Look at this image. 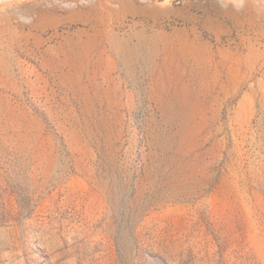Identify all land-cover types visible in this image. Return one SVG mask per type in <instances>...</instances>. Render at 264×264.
I'll return each instance as SVG.
<instances>
[{
    "label": "rangeland",
    "instance_id": "374dc122",
    "mask_svg": "<svg viewBox=\"0 0 264 264\" xmlns=\"http://www.w3.org/2000/svg\"><path fill=\"white\" fill-rule=\"evenodd\" d=\"M69 3L92 18L88 25L77 21L76 28H104L105 20H96L103 16L132 50L138 43L129 34L132 26H144L146 32L153 25L167 32L185 28L191 39L211 46L216 60L221 48L237 55L242 78L236 92L219 95L217 89L206 98L220 102L218 110L202 123L197 143L185 155L157 142L158 134L177 141L178 126L167 122L148 96L152 66L139 54L125 64L107 47L105 59L112 63L93 64V56L87 65L113 69L122 104L109 128L94 122L75 99L70 130L57 131L65 119L53 118L48 104L30 102L53 146L41 152L46 157L40 163L31 150L0 147V264H195L182 257L190 243L200 245L201 253L212 248L217 255L199 264H264V0H250V14L246 0L240 9L235 0H46L45 5L65 13ZM154 5L173 11L142 10ZM25 16L14 12L9 18L26 30L21 25L28 23ZM4 44L0 69L9 75L12 47L9 39ZM15 52L23 54L18 48ZM221 72L217 84H227ZM4 75L0 71L2 82ZM248 91L255 94L254 111L240 132L229 115ZM66 98L56 87L53 108ZM182 162L187 164L183 173L177 169ZM203 199L208 202L200 218L189 207ZM187 227L193 240L187 238ZM172 237H184L180 253Z\"/></svg>",
    "mask_w": 264,
    "mask_h": 264
},
{
    "label": "bare ground",
    "instance_id": "6f19581e",
    "mask_svg": "<svg viewBox=\"0 0 264 264\" xmlns=\"http://www.w3.org/2000/svg\"><path fill=\"white\" fill-rule=\"evenodd\" d=\"M246 1L245 8L250 14V0ZM45 4L46 0H0V19L4 23L0 25V56L4 55L1 52L6 46L4 41L9 39L12 47L9 56L13 64L9 75L5 68L0 69L5 74L4 82L0 80V147L23 152L31 150L39 163L45 159L43 157H46V153L42 156L41 152L50 150L53 138L45 134L47 127L35 116L30 102L48 104L53 118L65 119L63 124H55L57 131L70 130L67 125L70 126L75 117V99L80 101L82 111L90 115L94 122L101 123L106 128L112 126L113 114L122 104L121 94L114 83L113 69L87 68L93 56L97 58L93 63L96 65L113 62L109 57L105 59L104 50L107 47L125 64L132 63L133 57L139 54L146 64L152 66L148 96L159 107L165 120L178 126L177 141L170 142V136L158 134L157 142L170 143L176 152L183 155L192 151L202 123L208 119V115L218 110L220 102L213 103L206 101V98L211 97V93L217 89L219 95L239 89L237 82L242 78L238 68L239 57L230 49L221 48L216 60L211 46L197 38L191 39L185 28L167 32L164 28H155L153 25L146 32L144 26L139 29L132 26L129 34L133 33L138 40L132 50L126 43L127 40L119 38L118 31L103 16L96 17V20L99 23L105 20L104 28L97 25L91 29H78L75 27L77 21L90 24L92 18L89 11L83 13L69 3L65 13H61L57 5L49 7ZM142 10L157 13L173 11L169 6L163 5L144 7ZM14 12L26 15L24 19L28 23H21L26 30L10 21L9 15ZM62 26L66 28L59 32ZM7 27L11 29L8 34ZM47 32H50L49 35L44 36ZM30 46L34 49H30ZM16 48L23 53L22 58L16 54ZM0 63H5V59L0 58ZM216 63L221 69L215 66ZM246 65L250 75V60ZM222 70H225L228 83L218 85L217 80ZM127 71L134 73L132 69ZM96 79H100L101 83H92ZM56 87L61 88L67 98L63 106L53 108ZM260 92L264 104V85L260 87ZM254 97V93L245 92L235 111L229 115L230 121L235 122L240 132L249 123L254 111ZM97 102L102 103V106L96 107ZM71 134L74 135L72 132ZM73 135L72 138H75ZM77 143L74 144L78 145ZM184 167H187L186 163L177 164L178 171H182ZM181 181L182 178L179 183ZM207 202V199H203L189 208L201 218ZM185 231L187 238L193 240V230L187 227ZM182 238L172 237L173 246L179 253V246L185 243ZM199 247L196 243H190V247L182 251V257L195 264H199L202 258L215 261L217 255L212 248H208L207 253H201Z\"/></svg>",
    "mask_w": 264,
    "mask_h": 264
},
{
    "label": "clouds",
    "instance_id": "9594fccd",
    "mask_svg": "<svg viewBox=\"0 0 264 264\" xmlns=\"http://www.w3.org/2000/svg\"><path fill=\"white\" fill-rule=\"evenodd\" d=\"M244 4H243V0H235L234 3V7H236L237 9L243 8Z\"/></svg>",
    "mask_w": 264,
    "mask_h": 264
},
{
    "label": "crops",
    "instance_id": "0c3cea01",
    "mask_svg": "<svg viewBox=\"0 0 264 264\" xmlns=\"http://www.w3.org/2000/svg\"><path fill=\"white\" fill-rule=\"evenodd\" d=\"M0 25H2V23H1V22H0ZM8 31H9V29H7V28H6V32H8Z\"/></svg>",
    "mask_w": 264,
    "mask_h": 264
}]
</instances>
